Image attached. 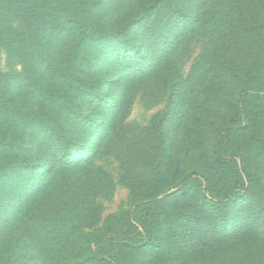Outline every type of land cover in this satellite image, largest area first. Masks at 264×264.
Returning a JSON list of instances; mask_svg holds the SVG:
<instances>
[{"label": "rangeland", "instance_id": "1", "mask_svg": "<svg viewBox=\"0 0 264 264\" xmlns=\"http://www.w3.org/2000/svg\"><path fill=\"white\" fill-rule=\"evenodd\" d=\"M263 3L0 0V264H264ZM219 146L254 176L220 227Z\"/></svg>", "mask_w": 264, "mask_h": 264}, {"label": "trees", "instance_id": "2", "mask_svg": "<svg viewBox=\"0 0 264 264\" xmlns=\"http://www.w3.org/2000/svg\"><path fill=\"white\" fill-rule=\"evenodd\" d=\"M264 13V3L262 5ZM258 73L260 78L261 71L257 70L254 75ZM258 92H253V95H248L247 100H241L238 105V110L243 117V127H240L241 131L246 134L245 145L248 146V152L257 155L260 158L264 157V130L262 128L263 118L262 109L260 107V99ZM162 118L157 122L156 130L161 131L160 123ZM24 129L18 125L16 130L8 133L7 125L3 124L0 129V143L5 138L8 139L23 140ZM6 138V139H7ZM220 145V143H219ZM230 148L219 146L216 151H213L212 155V168L215 180L217 182L215 198L212 201H206L205 204L215 211L213 221L216 226L220 225L226 220L227 210L236 203L238 200H246V196H249L250 189L253 183L252 174H250L243 166H240L236 159L231 154L233 151ZM230 152V153H228ZM259 208L261 211V219L263 220V228L258 234L264 244V202H259L257 199ZM209 225H205V228ZM256 226V225H255ZM258 229V225H257ZM214 234L208 237V242L214 240Z\"/></svg>", "mask_w": 264, "mask_h": 264}]
</instances>
